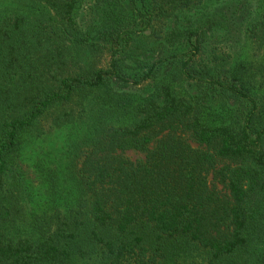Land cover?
Masks as SVG:
<instances>
[{"label":"trees","instance_id":"obj_1","mask_svg":"<svg viewBox=\"0 0 264 264\" xmlns=\"http://www.w3.org/2000/svg\"><path fill=\"white\" fill-rule=\"evenodd\" d=\"M16 1L0 9V264H264V213H250L246 187L264 209V63L258 81L235 44L210 40L204 27L216 16L212 34L225 26L237 40L264 45V0H229L215 11L208 0H105L127 18L116 29L121 47L108 68L74 73L66 68L72 48L95 44L76 17L82 0ZM195 8L199 18L185 15ZM181 15L183 27L168 24ZM158 25L162 42L182 33L175 52L124 75L117 54L138 60ZM174 59L185 86L160 79L150 95L131 89L118 108L103 103L107 86L118 93L114 84L141 85ZM57 110L58 124L82 111V140L71 136L75 194L54 196L50 211L22 227L5 193L9 161ZM129 149L145 157L126 158Z\"/></svg>","mask_w":264,"mask_h":264},{"label":"rangeland","instance_id":"obj_2","mask_svg":"<svg viewBox=\"0 0 264 264\" xmlns=\"http://www.w3.org/2000/svg\"><path fill=\"white\" fill-rule=\"evenodd\" d=\"M208 4L205 8H214V11L219 7H224L229 4V0H208ZM127 2V1H126ZM125 2V6H126ZM18 5L16 0H0V9L4 7H14ZM24 5V2H23ZM126 11L127 6H126ZM192 9L185 13L186 16H191L192 19L199 18L201 16L200 9ZM54 13V11H52ZM76 17L81 24L83 31L92 30V41L95 42L91 49L84 46L82 49L72 48V59L67 62L66 68L68 72H79L83 69H90L93 66L108 68L111 60L112 50L120 48L115 40L116 29L123 27L127 23V18L123 13V8L120 5L109 4V1L105 0H82L80 5L76 9ZM184 15V14H183ZM215 16L214 22L207 23L204 27L210 40H229L235 45L233 47L236 57L240 55L242 59H247L252 65L256 73V79L259 81L260 66L264 63V45L253 43L251 40L247 41L244 38V34L240 35V40H237V36L234 35V31L228 30L225 26L222 30H218L212 34L211 25L216 22ZM132 21V20H131ZM208 22L205 20V23ZM184 16H171L168 24H175L176 26L183 27ZM140 27L137 23L132 22L128 25L129 28ZM219 26L213 25L212 28L216 29ZM155 36L145 39L142 42L143 49L139 52L138 60H135L131 56H126L123 52L117 54L119 60V66L121 72L127 75L129 78H134V74L147 70L154 62H158L159 59L165 58L169 53L173 51L175 46V38L182 33H175L171 36V39L162 42V39H158L156 36H161V30L163 26L157 27ZM151 30H148L149 34ZM96 34V37H93ZM98 34V35H97ZM216 34V35H215ZM190 47H187L185 51ZM225 49V48H223ZM137 52V50H136ZM223 56L227 55V51L222 53ZM135 56V54H134ZM179 62L174 59L171 62L167 61L157 70V76L153 79L144 81L141 85L137 84L134 87L122 86L119 83L114 84L115 88H118V93H112L110 86L104 92L103 103L108 107L118 108V104H124V98H128L129 93L133 90H139L143 95L151 94L154 90V86L158 80L178 82L177 86H185L187 82L177 75ZM168 79V80H167ZM149 94V95H150ZM100 97V92L96 94ZM221 105L220 103H218ZM60 114L57 110L53 112L50 119L42 121L39 127L33 130L31 133H27L26 141L20 147L18 151L12 154L9 161V169L6 176V195L12 197L14 203L17 205V222L22 227H28L31 221H34L39 213L47 211L52 208V198L56 195L70 198L74 192L73 182L70 177L71 166L73 161L74 145L71 136L77 132V136L82 140L84 128L82 111L77 110L73 115V120L68 123L58 124L54 121ZM165 133V132H164ZM150 143L151 147H155L160 144L162 135H154ZM193 145H198L193 142ZM82 157L78 159V169L85 161L84 149L81 148L78 151ZM84 155V156H83ZM126 158L131 160H140L145 157L143 152L135 149L125 150L122 154ZM210 182H213L212 174L209 176ZM220 187V186H219ZM248 189L249 211L254 215H263L264 209L262 205V196L257 194L252 187L246 183ZM261 192V189L257 190ZM61 207V208H65ZM14 223V224H15ZM264 251V243L260 248ZM162 263L166 264L164 260ZM122 264H136V263H122ZM197 264H206L200 259Z\"/></svg>","mask_w":264,"mask_h":264}]
</instances>
